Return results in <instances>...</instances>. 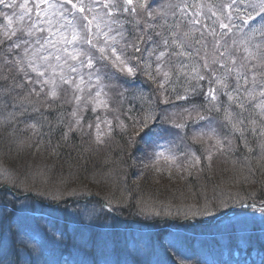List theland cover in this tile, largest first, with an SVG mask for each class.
<instances>
[{
  "label": "snow or ice",
  "instance_id": "1",
  "mask_svg": "<svg viewBox=\"0 0 264 264\" xmlns=\"http://www.w3.org/2000/svg\"><path fill=\"white\" fill-rule=\"evenodd\" d=\"M0 4L13 9L11 15L0 13L7 21L6 25H0V49L13 57L10 61L5 58L4 62L12 64L23 77V82L16 86L23 89L25 83L30 85L28 97L35 95L54 102L63 96L64 103L74 105L64 139L70 132L83 131L86 126L93 130L96 143H102L113 129L107 113L118 111L112 107L110 95L111 89L118 85L112 82L121 78L134 81L138 74L158 84L164 104L173 102V97L167 95L169 90L180 101L203 96L204 104L185 107L179 121L175 119L176 112L161 119V123L170 124L180 132L186 129L188 120L208 121L207 131L201 128L194 133L193 142L206 138L214 141L211 148L218 150H223L225 140L229 145L232 143L227 134L222 138L217 133L216 118L210 116L213 112L222 117L216 122L229 129L232 136L238 133L241 139L248 125L256 124L255 117H260L264 126V42L253 44L250 38L257 32L264 35V0L247 5L253 11L246 14L241 13L239 6L233 8L237 0L216 8L209 6V19L215 18L211 24L199 18L203 15V5H176L182 14L189 6L196 11L191 18L172 26L176 31L171 37L159 31L150 34L149 29L156 27L151 23L145 22L140 29L141 18L155 19V9L148 0H89L87 4L84 0H23L18 5L15 0L13 3L0 0ZM17 7L19 11L15 10ZM233 12L245 26L257 17L261 24L250 26L240 40L229 41L233 28L243 31L235 23ZM127 25H131V38ZM181 82L182 91L178 92L176 85ZM119 94L123 96V92ZM89 110L97 115L94 121L85 124L84 113ZM115 119L119 120V116ZM156 119L155 111L150 108L138 123L151 133ZM119 126L125 127L124 122L120 121ZM251 131L255 134L256 128L252 127ZM155 132L161 139L172 135L168 128ZM260 135L264 136V127ZM175 147L178 146L172 141L157 144L156 160L176 163ZM185 148L186 165H199L201 157L190 146ZM211 148L205 155L209 162L214 155Z\"/></svg>",
  "mask_w": 264,
  "mask_h": 264
},
{
  "label": "trees",
  "instance_id": "2",
  "mask_svg": "<svg viewBox=\"0 0 264 264\" xmlns=\"http://www.w3.org/2000/svg\"><path fill=\"white\" fill-rule=\"evenodd\" d=\"M153 3L154 6L156 4L159 8L158 1L153 0ZM158 17L165 19L168 18L173 22H182L183 20L190 18L188 15H184L183 20H181L179 16H168L161 13ZM162 26L167 30L163 27L160 28L167 36L171 37V33L174 32L175 29H169L164 25ZM153 32H155V30ZM153 32L149 33L151 34ZM129 34H131V32H129ZM229 39L230 36L228 37V40ZM231 39L229 41H231ZM4 57L7 58L8 56L3 49H0V79H4L3 84H5V86L14 88L18 84L15 78L16 73L13 75L11 72V64L5 63ZM9 60L11 59L9 58ZM182 83L183 82L176 85L178 92L182 91ZM145 89L152 91L156 98L163 97L161 95H164L158 84H154L151 81L150 85L145 86ZM11 94L13 95V91H11ZM168 94L174 95L171 90H169L167 95ZM59 104L65 111L66 107L61 104V101H59ZM203 104L201 103L199 105ZM16 109H19V107ZM145 111L146 109H142L139 112L144 115ZM200 111H204V109L201 108ZM1 114L0 124H9L18 116L13 112L12 116L9 115L10 113L8 114V112L4 111H2ZM34 114L36 116V121L31 125H35V128H30L28 126L30 124L22 125L19 122H17L14 126L16 128L15 135H21V139L25 143V156L30 153L32 157H26L29 160L36 159L38 162H36L35 165L29 163V165L19 166L18 174L11 180H6L2 176V172L6 169L0 168V185L4 187H11L14 192H20L23 189H25L26 192H33L36 191V189L42 192L44 190L40 189L39 186L46 183L49 190L48 193H40L35 197L47 204H56L58 201L60 203L68 204L71 208L76 206L75 200H85L88 196L95 197L92 199L93 202L91 203L90 200L89 203L96 206V208H100L101 204H103L102 202L107 201H109L111 206H113V202H116L117 200H121L126 205L134 207L135 209H112L110 212H106L104 209H101L104 214V218L99 219L97 222L101 223L103 220H107V218L110 217L115 224L116 216L118 214L127 221L131 220L141 224L146 231L147 243L145 248H133L128 251V257H142L140 262L130 261L129 264H166V260L176 264H193L192 258L185 255V252L189 248L193 251L197 250L194 246V241L190 240V237L187 234H182V238L180 234H177L174 237L168 232L169 227H175L178 229L179 227L183 228L192 225L190 223H187L188 225H178L173 224L172 221L176 220L178 222H182L183 220H193L195 222L202 223L208 220V222H210L220 216H223L225 213L224 210H229L230 206L225 209H222V207L229 205L232 200L234 202L243 203L248 200L255 201L258 197L260 198L264 196V170H258L259 166L257 164H255L253 168H249L240 162L247 156V149L243 146L239 147L240 155L238 157H234L236 161L232 160L225 163L228 167L222 169L219 173H214L213 170L209 172L205 167L201 166V168L197 165L196 167H188L186 173H183L182 176L180 175V179L176 182L169 179H163L159 184H154V182L150 179V177L153 176L152 170L145 168V164L137 160L140 157L138 151L142 150L136 148L133 151H129L124 147H118L109 151L106 155V157L110 158L112 161L108 165H105V171L103 174L104 178L102 181L99 180L97 183L93 184H90L87 181H80L62 194V192L57 191L63 190L64 186L62 180L50 179V175L55 177L56 175L62 176L61 174H63V172L60 171V168H57V163L60 164L61 161V167H71L72 169H69V171L73 170L76 166H80L87 171L86 165L92 163L93 160H97L99 153L93 151L89 147H82L75 144L73 147H77V150L75 154L72 153L73 159L64 162L65 156L64 158H60L58 156V154L61 153V151H59V144L57 142L53 144L50 137L56 139V136H58L59 139L65 141L63 140V134L65 132H63V130L56 124L54 117H43L38 115L36 112ZM46 121L54 132L46 131L44 127ZM47 137H49L47 143L46 140H41V138L46 139ZM5 140L8 145L11 140H13V137L7 134L5 135ZM122 151L127 152L128 155L126 157L118 156ZM0 156V164L2 162V164L7 168L6 160L8 155ZM262 167L264 169V166ZM254 170H258L259 173L254 172ZM143 173L145 176L142 175ZM259 175L261 177H259ZM31 177L39 182V184H35L38 187L26 185L25 179L27 180ZM230 185L233 188L235 186V189L228 192L226 187ZM51 186L53 187L54 194L50 193ZM117 189L120 192L118 195L116 194ZM155 197L158 200L159 208L168 207L169 209H137L142 208L143 204L149 205L151 203L149 200ZM30 199L34 200L32 198ZM147 201L148 203H146ZM107 205L110 207L109 204ZM4 228L9 229L10 227ZM0 230L2 231L1 227ZM255 230L256 229H253V232ZM180 231L181 230L178 232ZM243 234L244 231L230 232L229 230H225L223 232L216 233L218 237H207L202 240V242L203 244H206L205 248L210 247L209 251L217 248V246L226 244V250L230 252L231 257L233 258L234 252H236L238 247L237 241L243 237ZM170 238H173V241H175V247L172 246L170 242L168 243ZM176 238L185 240L187 245L183 246ZM250 238L253 239L254 245L259 244V249H262L264 246L263 239L259 238L257 235H252ZM164 241L166 244L163 243ZM170 241H172V239ZM71 244L72 242L70 245ZM162 244H164L163 247L161 246ZM182 247L183 249L181 250ZM2 249L3 248L0 250ZM3 253L0 252V258ZM240 257L242 259V256ZM245 260L246 259H242V264H246ZM232 261L235 263V257Z\"/></svg>",
  "mask_w": 264,
  "mask_h": 264
},
{
  "label": "bare ground",
  "instance_id": "3",
  "mask_svg": "<svg viewBox=\"0 0 264 264\" xmlns=\"http://www.w3.org/2000/svg\"><path fill=\"white\" fill-rule=\"evenodd\" d=\"M207 2L209 5L217 7L222 4L231 3V0H203ZM6 3H13V0H5ZM149 4L153 9H155L153 0H148ZM15 3L18 5L20 2L18 0H15ZM191 5H194L193 2H190ZM250 3H254V0H237V4L233 6L235 8L236 6H239L241 13L246 14L247 12L253 11L251 7H246ZM198 4V3H197ZM196 4V5H197ZM191 10H193V7H191ZM9 10H13L12 8H6ZM16 11H19L18 7L15 9ZM196 9L194 8V12ZM236 14V13H235ZM237 15V14H236ZM154 20H149L147 17L141 18V24L140 29H143L145 22L154 24L156 27L154 29H149V32H153L155 30L162 32L165 34V32L160 28L163 27L162 25L166 26L169 29H175L172 27V25L178 23L173 22L169 20L168 18H160L155 15ZM200 18V17H199ZM131 19V17H129ZM183 20V19H181ZM242 26L243 22L240 20ZM253 21H250L252 23ZM261 24V23H260ZM258 25L257 27H259ZM129 28V32H131V25H127ZM165 28V27H163ZM166 29V28H165ZM167 30V29H166ZM176 31V29L174 30ZM166 35V34H165ZM167 36V35H166ZM129 38H131V34H129ZM256 38V41H262L264 42L263 38L264 35H261L260 32H257L255 36H253L254 40ZM158 39V38H154ZM133 64L136 63V61H132ZM99 66V64H98ZM11 72L16 73V81L17 83L23 82L22 75H18L16 70L13 68L11 64ZM4 79H0V115L2 111L9 113H14L18 115L11 123L9 124H0V155H8L6 163L7 168L5 165L0 164V168L6 169L2 172V176L6 180H11L18 174V167L21 165H35L38 160L36 159H28L26 156H31V154H27L25 156V143L21 139V135H15V124L19 122L22 125H28L31 128V124L36 121L35 112L43 117L52 116L56 120V124L63 130V132L68 131V123L72 120V117L70 115L72 108L74 107L73 104H65L62 103V100H56V101H45L42 97L37 98L35 95H32L30 97L27 96L28 89L30 85L26 84L24 85V88L21 89L19 87H9L5 86ZM113 83H119L117 88H113L110 91V95L112 96V107L115 109H118V111L115 112H109L107 113L108 117L112 120L113 129L109 136H106L104 138V141L102 143H96L95 137L93 134V130H89L86 126L84 127L83 131L75 130L69 133V136L67 139H63L65 141H62L59 139L58 136H56V139L53 137H50L53 144L56 142L60 146L61 153L58 154L60 158H64V162L68 160H72V153H76L77 147L75 144L82 146V147H89L95 152L99 153V157L97 160H93L92 163L86 165L87 171H85L84 168L80 166H76L73 170L69 171L70 168H67L66 166L61 167V161L60 164L57 163V168H60V171L63 172L61 174L62 176H55L53 177L50 175V179H61L63 182V190L62 194L65 193L69 188L73 185H76L80 181H87L90 184L97 183L99 180H103V174L105 171V165H108L112 160L108 157H106L107 153L111 150H114L118 147H124L128 149L129 151H133L136 148H139V158L137 159L139 162H143L145 164V168L152 169L151 166L154 163V165H157L161 162V167H164V160L157 161L156 159L151 158V155H148L145 153V150L149 147L148 151L150 153H153L156 151L153 144L156 142V139H161L159 136L156 135L155 130L161 129V128H168L172 135H166L163 139H166L167 142L172 141L175 145L178 147L174 148V151L178 157L176 163L179 161L185 159V156L183 155L184 151L186 150L185 146L188 145L191 147L193 151L196 152L198 156L201 157V163L198 165L199 167H205L209 172L213 170L214 173H219L222 169L228 167L225 165L228 161L235 160L234 157H238L240 155L239 147L243 146L247 149L246 152V158L241 160L240 162L243 163L246 167L253 168L255 164L259 166L258 170H264L262 166H264V148L261 146L264 145V136L260 135L261 128L264 127L261 124L260 117H255L256 124L253 126L251 124L248 125V128L245 130L244 138L241 139L239 137V134L237 133L235 136H232L229 132V129L224 128L221 126L219 122H216L219 119H222V117H218V114L215 112L211 113L210 116L213 118H216L214 120L215 126L217 128V133L223 138L225 134L228 135L229 139L232 140V143L229 145L227 140L224 141L225 147L223 150H218L217 148H211V145L214 143V141H208L206 138L202 141L193 142L191 137L194 135V133L198 132L201 128H204L205 131H207V124L208 121H200L198 123H193L192 120L187 121V127L183 132H180V130L172 128L170 124L167 123H161V119L164 116L170 115L172 112H176L177 116L175 119L178 121L180 120L179 114L183 112V109L185 107L191 108L192 104H203L204 98L202 95H198L195 97H192L188 101H180L175 100L174 95L168 94L170 97H173V102L169 104L162 103L163 97L156 98L152 91H148L145 89L146 85H150V81L147 79L146 76L138 74L134 81H125L123 78H121L119 81H113ZM126 89V91H125ZM11 91H13V95L11 94ZM123 92V96H121L119 93ZM163 96V95H161ZM222 99L226 100V97H222ZM59 101H61V104L66 107V112L63 110L61 105L59 104ZM13 105H16V107H13ZM19 107V109H16ZM27 109L24 111V109ZM38 108L39 111H34L33 109ZM153 109L156 113L157 119L154 124H152V128L154 129L153 132L149 133L146 129H143L140 126V123L138 121H142L143 115L139 112L142 109ZM23 111V114L20 113ZM202 113L204 111H201ZM96 113H92L90 110L86 113H84V119L85 124L89 121H94ZM116 116H119V120L115 119ZM131 117V119L129 118ZM120 121L124 122L125 127H120ZM44 127L46 131H52L51 126L47 123V121L44 124ZM252 127L256 128V133L253 134L251 131ZM9 134L11 137H13V140L7 145L5 140V135ZM184 136L186 139L181 140L180 137ZM42 141L46 140V143L49 140V137L41 138ZM247 146H246V143ZM72 145V149L71 148ZM211 150L214 152L213 159L211 162H209L206 158V152L207 150ZM251 149V151H249ZM81 152V151H78ZM8 153V154H7ZM128 155L127 152H121L118 156L126 157ZM32 157V156H31ZM68 157V158H67ZM67 158V159H66ZM1 159V157H0ZM169 163V162H168ZM186 163V162H185ZM97 164V165H96ZM60 165V166H59ZM197 166V165H196ZM201 167V168H202ZM56 168V166H55ZM56 168V169H57ZM112 170V169H111ZM258 170H254V172H258ZM31 171V170H28ZM259 177H261L259 175ZM33 177L29 179H25V183L27 185L28 182H32L33 184H36ZM136 179V178H135ZM235 189L230 185L226 187V190L229 192L230 190L233 191ZM24 190V191H23ZM21 190L20 192H14L11 187H4L0 185V211H6L11 212L15 211V207L22 203L26 199H30L32 197L37 196V193L35 191L33 192H26L25 189ZM117 192L118 189H117ZM50 193L54 194L53 187H50ZM120 193V192H119ZM94 196H88L85 200L77 199L76 206L74 207V210L79 209H89L92 204L89 203L91 200V203L93 202L92 199H94ZM151 203L149 205H142V208L137 209H169L168 207L165 208H159L158 200L157 198H151L149 200ZM101 207L99 209H135L134 207L126 205L121 200H117L116 202H113V206L107 202H102ZM110 205V207L107 204ZM148 203V201L146 202ZM264 205V196L258 197L257 200H251V201H245V202H230L229 209H262L263 207L259 208V205ZM226 207H222V209H225ZM52 209V208H51ZM101 217H99L100 219ZM111 222V221H109ZM117 224L118 221H116ZM111 230L115 231L118 235V231L114 227H110ZM203 230L206 231L205 228ZM62 234L65 238H67V234L62 231ZM78 237H80V234H77ZM7 242V236L3 235V238L0 240V249L5 245ZM264 251V246L262 247ZM26 257L25 259L29 260V264H36V262L33 260L35 257V253H26L24 254ZM224 254H220L218 258L223 257ZM24 261L20 260L18 255L16 257H11L9 255L8 257L4 259H0V264H22ZM77 264H108L105 262H101L95 258H82L78 261Z\"/></svg>",
  "mask_w": 264,
  "mask_h": 264
},
{
  "label": "rangeland",
  "instance_id": "4",
  "mask_svg": "<svg viewBox=\"0 0 264 264\" xmlns=\"http://www.w3.org/2000/svg\"><path fill=\"white\" fill-rule=\"evenodd\" d=\"M20 3L23 2V0H18ZM158 1L159 8L155 9V15L158 16L160 13L163 15H173V16H179L181 19H183L184 15H188L190 18L192 14L194 13L193 10L190 9V6L185 8L184 13L182 14L180 9L176 7V5H183L187 3L188 5H191L190 2H193L194 5L198 3L199 0H156ZM200 4L203 5V15L201 16V20H206L209 24H211V19H215L212 17L209 19L211 14L208 12V7L210 6L207 2L200 0ZM84 2L87 4L89 0H84ZM258 2V1H257ZM213 8H216L212 6ZM191 10V11H190ZM227 9L225 10V14H227ZM13 10L6 9L3 4H0V13H7L8 15H11ZM236 14L233 12V18L235 23L240 24L241 28L243 29L242 32H238L237 29H235L234 34L230 35V39L232 37L240 40L245 33L249 32V27H257L261 23L260 17H257L255 21L250 23L249 26H242L239 19H236ZM7 21L5 20L3 15H0V25H6ZM13 23L15 25V19L13 20ZM2 38V37H0ZM253 44L260 43L262 41L257 42L256 38L254 40L253 37H250ZM229 39V40H230ZM264 40V38H263ZM4 47H7V44L4 45ZM241 52H243V49L241 48ZM9 58L12 60L13 57L9 54H6ZM98 55V54H97ZM5 58V57H4ZM107 82V81H106ZM113 83V82H112ZM119 84V83H114ZM117 88V87H116ZM62 103H64V97H61ZM66 105L68 103H65ZM167 143L166 139H156V142L153 144L156 151L159 149L157 148V144H163ZM147 150H145L146 154L151 155L150 157L153 159L155 158L154 153H150ZM1 157V156H0ZM161 161L164 159H160ZM164 162V167H161V162L157 165L152 164L151 170H152V177L150 179L154 182V184H159L160 181L163 179H169L171 181H177L180 179L183 173H186L188 170V167L185 163V159L179 161L178 163H168L167 161ZM196 167V166H195ZM144 175V173L142 174ZM181 175V176H180ZM145 176V175H144ZM139 179V178H138ZM34 180V179H32ZM36 184H39L37 180L34 181ZM29 186H36L31 181L27 183ZM113 185V184H112ZM38 187V186H36ZM40 189L44 191H38L36 189L37 195L40 193H48V188L46 183L39 186ZM59 188V187H58ZM58 192H62L57 190ZM111 191V190H110ZM119 192L116 194L118 195ZM45 195V194H43ZM115 202V201H114ZM227 206V205H226ZM225 206V207H226ZM263 207L264 205H259V208ZM98 208V207H97ZM96 206L91 205L89 209H79V210H73V213H71L72 216L75 215V218L78 220H75V222L78 224V226L81 223L84 224H96L99 220V217H104V214L102 213L101 209H97ZM227 208V207H226ZM15 211L6 212V211H0V213L5 217V219H8L7 221H10L13 223L12 232L4 233L5 236H7V242L3 246V249L8 248V256L11 255V257H18L20 260H23L24 262L22 264H29V260L25 259L26 253H35V257L33 260L36 262V264H56L54 261H52L49 257H47L44 254H39L38 249V237H39V230L42 228V225H45L46 228L50 232H56L58 231L57 228L52 227V223L48 219H53V216H48L42 212L40 207L36 206L31 203L29 199L24 200L22 203L17 205L15 207ZM262 209H225L224 216H220V220L223 223L215 224L214 226H211V230H216L219 228V225L222 227H227V229L231 232L233 231H244L243 237L240 238V240L237 241V249L236 252H234L235 257V263L242 264V259H246V264H264V251L263 249L258 250V248L255 247L253 244V239L250 237L254 234H256L259 238L264 240V210ZM105 211L109 212L112 209H104ZM11 213V214H10ZM60 214H56V216H59ZM22 218V219H21ZM96 225H99L97 223ZM72 228V227H71ZM253 229H256L253 232ZM42 233V236H44V233L40 230ZM45 237V236H44ZM3 238V235L0 234V240ZM50 245H54L55 242H50ZM7 246V247H6ZM226 244L224 245V248L226 249ZM58 252L55 251L54 255H57ZM242 256V259L241 257ZM258 256V260L254 259V257ZM193 258L192 263L193 264H230L233 263V258L230 255V252L224 253V256L219 258L218 262L215 261L214 257L211 255H208L207 249H201L200 254L195 255ZM137 260V258H136ZM170 264H176V263H170Z\"/></svg>",
  "mask_w": 264,
  "mask_h": 264
}]
</instances>
